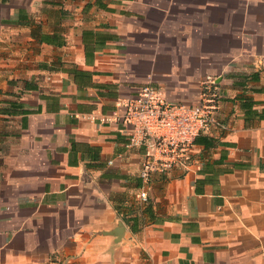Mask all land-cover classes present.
<instances>
[{
    "label": "crops",
    "instance_id": "1",
    "mask_svg": "<svg viewBox=\"0 0 264 264\" xmlns=\"http://www.w3.org/2000/svg\"><path fill=\"white\" fill-rule=\"evenodd\" d=\"M208 75L225 128L142 202L102 118ZM0 264H264V0H0Z\"/></svg>",
    "mask_w": 264,
    "mask_h": 264
},
{
    "label": "built area",
    "instance_id": "2",
    "mask_svg": "<svg viewBox=\"0 0 264 264\" xmlns=\"http://www.w3.org/2000/svg\"><path fill=\"white\" fill-rule=\"evenodd\" d=\"M220 99L214 75L205 78L200 102L192 105L169 101L159 86L146 83L124 101L121 113L102 118V122L114 121L130 130L121 157L135 148L145 150L139 172L142 202L148 200L147 186L156 173L187 167L197 138L215 126L225 128L217 116Z\"/></svg>",
    "mask_w": 264,
    "mask_h": 264
},
{
    "label": "rangeland",
    "instance_id": "3",
    "mask_svg": "<svg viewBox=\"0 0 264 264\" xmlns=\"http://www.w3.org/2000/svg\"><path fill=\"white\" fill-rule=\"evenodd\" d=\"M183 104H186V103H183ZM189 105H192V104H189Z\"/></svg>",
    "mask_w": 264,
    "mask_h": 264
},
{
    "label": "trees",
    "instance_id": "4",
    "mask_svg": "<svg viewBox=\"0 0 264 264\" xmlns=\"http://www.w3.org/2000/svg\"><path fill=\"white\" fill-rule=\"evenodd\" d=\"M198 138H199V137H198ZM198 138H197V140H198ZM197 140H196V141H197Z\"/></svg>",
    "mask_w": 264,
    "mask_h": 264
}]
</instances>
